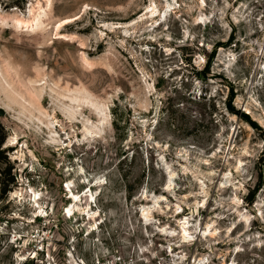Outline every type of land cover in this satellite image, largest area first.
<instances>
[{"label": "rangeland", "instance_id": "rangeland-1", "mask_svg": "<svg viewBox=\"0 0 264 264\" xmlns=\"http://www.w3.org/2000/svg\"><path fill=\"white\" fill-rule=\"evenodd\" d=\"M49 2L0 0V264H264V0Z\"/></svg>", "mask_w": 264, "mask_h": 264}, {"label": "bare ground", "instance_id": "bare-ground-1", "mask_svg": "<svg viewBox=\"0 0 264 264\" xmlns=\"http://www.w3.org/2000/svg\"><path fill=\"white\" fill-rule=\"evenodd\" d=\"M50 0H46V7L48 8V6H49V2ZM40 6V5H39ZM35 8V7H34ZM34 9L32 8V10L30 9V16L28 17V18H15V20H14V22H15V24H17V26H20L22 29L23 28H32L33 27V25H34V23L36 22V20L38 19V17H39V15H40V10H41V7H38V9H37V11L34 13V11H33ZM36 10V9H35ZM150 14L153 16V14H155V9L153 8V9H151V11H150ZM68 21H69V19H68ZM66 23L65 22H60V23H58V25L56 26V30H59V29H61V27L62 26H64ZM55 28V27H54ZM55 30V29H54ZM69 36V35H68ZM66 37H67V35H66ZM73 38H71V37H67L66 38V41H71ZM73 41V40H72ZM86 61V60H85ZM90 63V62H89ZM88 63V64H89ZM87 99H85L84 100V104H86L87 103V101H86ZM87 105H89V104H87ZM87 105H85V107L87 106ZM79 106H83V105H79ZM88 107L89 106H87V109H88ZM0 108H2L1 106H0ZM91 109V108H90ZM68 110V109H67ZM70 110V109H69ZM66 111L65 112V114H66V116L70 119V117H72L73 115V113H72V111L70 112V111ZM64 114V115H65ZM98 114H99V112H98ZM88 121L87 120H85V123H87ZM88 126H85L84 125V129H85V132H87V133H89V131H91V130H89L88 128H87ZM92 129V128H91ZM92 133V132H91ZM93 133H94V131H93ZM87 187H89V191H86V193H91V183H88V185H86ZM95 186H100L98 183H96L95 184ZM75 195H72L71 196V198H72V201H71V203H75V204H77V202H75L76 200L77 201H79V199H77L78 197H74ZM92 198V194L89 196V197H87V195L86 194H84L83 195V198ZM35 198H37V197H35ZM70 198V199H71ZM81 201V200H80ZM37 202V201H36ZM67 212H68V214H71V211H69V210H67ZM185 229H187L188 230V227H187V224H186V227L185 226H183V230H185Z\"/></svg>", "mask_w": 264, "mask_h": 264}, {"label": "trees", "instance_id": "trees-1", "mask_svg": "<svg viewBox=\"0 0 264 264\" xmlns=\"http://www.w3.org/2000/svg\"><path fill=\"white\" fill-rule=\"evenodd\" d=\"M242 115L245 117V118H248V115L245 114V113H242ZM252 123V122H251Z\"/></svg>", "mask_w": 264, "mask_h": 264}]
</instances>
